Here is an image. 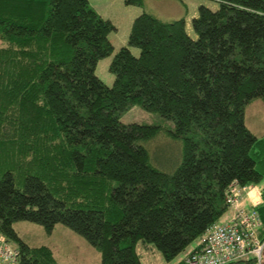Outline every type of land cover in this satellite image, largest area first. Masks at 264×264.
<instances>
[{
    "label": "trees",
    "instance_id": "1",
    "mask_svg": "<svg viewBox=\"0 0 264 264\" xmlns=\"http://www.w3.org/2000/svg\"><path fill=\"white\" fill-rule=\"evenodd\" d=\"M215 1L192 19L195 39L183 19L137 16L107 87L95 67L115 27L89 0H0V236L19 264H58L19 238V221L66 226L101 264H141L138 242L170 262L225 216L233 182L260 186L264 136L246 127L245 108L264 102V0ZM135 106L161 122L122 123ZM166 136L181 145L172 173L146 149Z\"/></svg>",
    "mask_w": 264,
    "mask_h": 264
},
{
    "label": "rangeland",
    "instance_id": "2",
    "mask_svg": "<svg viewBox=\"0 0 264 264\" xmlns=\"http://www.w3.org/2000/svg\"><path fill=\"white\" fill-rule=\"evenodd\" d=\"M89 4L101 18L108 20L115 27V30L108 35L113 52L110 56L100 59L95 67L96 77L107 87H111L114 82V76L109 72V65L118 50L127 47L131 25L137 16L145 11L164 22L183 19L187 35L195 39L191 22L198 16L199 8L205 7L216 11L220 6L215 0H144L143 8L127 5L126 0H89ZM130 51L134 56L139 54L136 48H130ZM120 121L124 124L148 125L161 122L158 116L137 106L123 113ZM245 125L256 137L264 136V102L262 100H254L246 106ZM146 149L152 164L163 172L172 173L180 162L181 145L167 136L150 142L146 145ZM261 186H264V178L260 186L255 188L260 191ZM246 209L249 211L250 207L247 206ZM229 215L230 213L220 222L226 221ZM13 229L29 246L49 248L58 264H101L100 252L82 236L62 224H57L47 231L35 223L19 221L13 224ZM198 242L191 243L183 253L170 262H166L161 253L151 244L144 245L138 242L135 249L141 264H179Z\"/></svg>",
    "mask_w": 264,
    "mask_h": 264
},
{
    "label": "built area",
    "instance_id": "3",
    "mask_svg": "<svg viewBox=\"0 0 264 264\" xmlns=\"http://www.w3.org/2000/svg\"><path fill=\"white\" fill-rule=\"evenodd\" d=\"M225 203L228 219L212 225L183 264H238L247 260L264 264V238L259 235L262 220L256 211L262 203L260 191L233 182L225 193ZM0 264H19L18 249L1 236Z\"/></svg>",
    "mask_w": 264,
    "mask_h": 264
},
{
    "label": "crops",
    "instance_id": "4",
    "mask_svg": "<svg viewBox=\"0 0 264 264\" xmlns=\"http://www.w3.org/2000/svg\"><path fill=\"white\" fill-rule=\"evenodd\" d=\"M224 217H227V214H225V216Z\"/></svg>",
    "mask_w": 264,
    "mask_h": 264
}]
</instances>
